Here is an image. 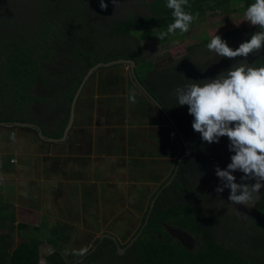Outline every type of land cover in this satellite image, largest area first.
Wrapping results in <instances>:
<instances>
[{
  "label": "trees",
  "instance_id": "obj_1",
  "mask_svg": "<svg viewBox=\"0 0 264 264\" xmlns=\"http://www.w3.org/2000/svg\"><path fill=\"white\" fill-rule=\"evenodd\" d=\"M137 1L144 6L146 14L128 11L124 16L126 20L122 21L113 18V11L110 10L106 17L98 15L92 9L96 6L95 0H41L35 20H0V121L34 123L45 136L59 137L67 119L70 99L86 69L98 61L132 59L136 79L173 121L186 145L188 156L180 161L172 181L156 197L145 227L126 248L124 255L130 253L136 264H264V189L250 212L247 231L236 238L235 244L224 246L219 243L213 232L215 216L204 214L202 208L208 203L207 185L216 175V166L227 168L234 152L229 151L226 136L221 137L218 143L203 141L201 134L192 128L194 117L189 114L188 106L178 105L175 96L177 87L208 83L207 76L214 79L221 73L225 74L226 70H218L216 74L215 69L218 67L207 68L198 59L199 56L191 51L181 57L189 60V65L180 66L172 62L160 69L155 68L148 59H143L140 36L135 33L152 29L163 31L173 22V16L172 10L166 6V0ZM253 2L254 0H189L186 11L199 13V20L208 13L227 15L232 8L245 13L248 5ZM8 25L12 29L8 34H2L1 29ZM259 30L258 26H252L240 33L222 34L221 38L230 47L232 44L238 47ZM250 61L252 67L264 66V49L252 55ZM123 66L114 64L97 71H111ZM126 69L127 73L120 74L123 75L120 78L117 74L116 91H109L112 76H108L105 83L94 86L97 73H92L88 82L83 85L91 86L92 91L87 98L95 94L104 95L102 100L114 109L115 116L122 114L134 119L136 110L142 114L147 109L157 110L134 83L128 68ZM81 91L74 105L72 126L66 136V140H72L78 145L81 143L75 140L80 131L73 125L77 119L80 122L83 120L77 114ZM132 94H135V103L128 99ZM43 115L47 116L46 121L41 120ZM134 137V134L129 135V139L134 140ZM121 138V133L111 137L105 144L106 148H119V145L111 144L117 143ZM178 144L179 157L183 148L180 140ZM172 171L173 168L147 197L146 208L141 213L138 225L131 234L126 230L125 234L129 237L123 244L118 242L120 248L125 247L138 231L149 201L169 179ZM233 175L236 176V182L241 180L237 179V171ZM163 226L174 227L196 238L198 247L192 250L182 247L165 234ZM71 235L72 227L69 228L65 223L44 234L43 242L51 247V251L45 256L48 264H69L83 255H76L69 261L64 257L63 250ZM38 243V240L33 239L19 242L12 249L8 264H37ZM94 245L95 250L79 264H110L122 257L116 255L115 247L109 239L99 241L96 238L89 249ZM87 258L98 259L92 263L83 262Z\"/></svg>",
  "mask_w": 264,
  "mask_h": 264
},
{
  "label": "rangeland",
  "instance_id": "obj_2",
  "mask_svg": "<svg viewBox=\"0 0 264 264\" xmlns=\"http://www.w3.org/2000/svg\"><path fill=\"white\" fill-rule=\"evenodd\" d=\"M40 1L41 0H0V20H35V15L40 9ZM95 1L96 6H94V8L92 7V9L98 13V15L106 17L110 11H113L112 17L118 18V21L126 20L124 16L128 11H134L140 15L146 14L144 6L137 0H116V4H114L112 0H105V3L108 5L106 9H101L100 0ZM108 10H110L109 13H107ZM117 26H119V24ZM252 26L254 25L249 21L244 20L243 11L232 8L227 15L208 13L201 19L195 20L191 25L189 32L180 33L177 31L174 34L167 35L161 40L158 37L159 34L161 32H166L167 29L163 31L157 29L149 31L141 30L135 34L140 36L141 55L143 59H148L155 68L162 69L172 62H174L173 64L176 65L177 63V65L180 66L183 64L189 65L190 61L187 59H181V57L191 51L199 56L196 57H198L201 63L207 68L218 67L215 69L216 74H218V70H220L219 72L224 70L227 72L232 66H238L241 63H247L252 66L250 59L254 54H250L247 58L237 57L234 58L235 60L226 57H219L215 56L214 52L207 49V43L215 33L220 36L222 34L240 33ZM10 29H12V27L9 25L4 26L1 29L2 34H8ZM236 47L237 46L232 44L233 49ZM126 68V66H123L120 67V69L118 67L111 71L110 69H108V71L96 70L95 74L97 73L96 77L98 85H101L102 82L105 83L108 76H112L111 80L113 79V82L112 86L110 83L109 91H116L115 88L117 87V84L115 81L118 80L117 74L119 78L123 76L120 74L125 75L127 73ZM88 79L86 82H88ZM209 79L210 75L207 76V82H210ZM83 88L78 105L77 114L79 116L83 112L85 116L86 113L90 111L89 106L92 104V101L86 99L92 91L91 86L88 84ZM119 88H121V85H119ZM96 103L101 104L102 101L98 100ZM91 112H94V108ZM111 112L113 111L111 110ZM110 114L113 115L112 113ZM148 116L153 117V113L148 114ZM120 119L121 118L118 116V120ZM41 120L46 121L47 116L43 115ZM123 120L126 125H131L130 121L127 119V115H124ZM81 123L82 121L80 122L77 119L73 126L79 128ZM110 123L112 125L117 124L115 120H112ZM25 128L15 125H0V165H2L1 157L3 156L4 158V169L0 168V194L5 195L4 198L7 200V203L14 204L15 202L16 204L17 202H20V199L17 198V196L25 197L29 201L37 199L39 205V208L37 209H40V212L45 214L49 220H54L53 218L58 215L59 218L62 219V223L65 222L66 224L69 223L71 226L73 225L72 227L75 228V231L72 232V237L66 242V248L63 250V255L66 259H73L74 257H77L76 255L81 254V252H85V249L89 248L95 239L107 229L109 232H113L110 234L115 236L120 244L125 243L129 237L128 234H125V230L129 229L131 234L138 225V220L140 219L138 210L131 209V207H134V204H140L139 209L143 212L147 200V193L153 190V184H150L148 179H144L142 180L143 186L135 185V187L138 188L137 192H135V198L127 197L128 195L126 196V194H128L129 190H132V186L130 188L129 186L126 187L120 178L112 177V179H108L110 176V174H108V167H112L113 165H125L126 163V167H133L132 164L128 165L129 163L125 158L140 157V155L134 154L130 156V154H128L129 151H132V144L130 146V143H134L135 141H129V132H133L136 135L139 131L131 127L128 134L124 133L122 135L124 138L122 151L123 149L126 150L123 151V159H121L118 157V154H115L117 153L116 151H113L112 154L106 155L105 153L108 148H97L91 150L89 155H86L85 146L87 145V138L84 135L81 136L77 134L78 136L75 140L81 144L83 143V154L80 155L77 154L80 149L75 152V147L72 145L74 142L72 140L65 139L59 143L37 141L36 132ZM46 128H49L48 125H46ZM149 134V132H146V134L143 133V136L141 137L140 132V140L147 141L149 138L152 140L155 139L154 133ZM93 141L94 142L91 143V146H93L92 144L94 143V147H98L96 146L97 141ZM111 146L114 145L112 144ZM9 155H12L10 160L11 166L9 170H5L6 158ZM76 155H80L77 156L79 159L76 158ZM144 159L145 160L139 164L140 172L142 173L143 168L145 167L146 175L150 173L152 175L151 177L157 181L159 180V182L156 181L157 183L155 186L157 187L158 184L166 178L162 172L166 171V167L168 166L165 165L166 163H164V160L155 161L153 158ZM120 160H125V163L123 164ZM94 172H96L98 176H94ZM237 175V179H239L243 176V173L237 171ZM238 181L239 182L237 183L242 182L241 180ZM243 182L254 183L255 181L249 180ZM147 183H149L150 186H147ZM221 183L219 177L216 175L211 178L207 185L208 203L204 205L202 210L206 215L215 216L213 229L215 238L224 246H229V244H235L236 238L239 237L242 232L247 231V225L249 226V222H247L249 219L248 217L255 205L252 207H246L244 205L231 204L228 200L230 195L229 188H225L222 193H217L215 191L216 187L221 185ZM112 185H119V188H110ZM53 186L54 189L52 188ZM66 186L71 189L69 193L67 192ZM11 188L12 191H10ZM263 189L264 187L260 189V193ZM54 190L58 192V196H53ZM82 191L85 193L80 194ZM10 192L14 193L8 194ZM62 193L66 197L76 198L75 195H77L82 199L85 208L82 206H75L73 220L62 218V204H65V202H62ZM117 194L123 196V199L117 201L116 198H113V202L108 199H112V195L116 196ZM143 196L145 197V202H137L138 199H141ZM17 199L18 201L16 202ZM1 201L0 197V203ZM102 201H108L112 203V205L124 203L125 206H127L129 204L132 214L128 212L129 209L122 207L119 212L113 215L110 209L106 208L105 205L103 207ZM71 202L72 204L75 203L73 201ZM78 203H80L79 199ZM84 211L88 212L90 217H83V214L85 213ZM92 214L99 217V221H96L97 218H93ZM46 220L49 222L48 219ZM113 222H115V225ZM97 225L98 227L95 228ZM109 225L110 228H108ZM163 228L165 234L170 237L172 241L178 242L182 247L188 250L198 247V241L196 238L190 237L183 231L175 229L174 227L163 226ZM120 256L122 257L119 260L115 262L111 261L110 264H136L130 253H127L126 255L123 253ZM5 258L7 260L6 263L3 262ZM97 259L87 258L83 262L92 263L97 261ZM10 261V256L6 255L1 258L0 264H8Z\"/></svg>",
  "mask_w": 264,
  "mask_h": 264
},
{
  "label": "clouds",
  "instance_id": "obj_3",
  "mask_svg": "<svg viewBox=\"0 0 264 264\" xmlns=\"http://www.w3.org/2000/svg\"><path fill=\"white\" fill-rule=\"evenodd\" d=\"M112 2L116 4V0ZM107 6L105 0H100L101 9ZM166 6L172 10L173 22L166 32L159 34L160 40L177 31L189 32L199 17V13L186 11L189 0H166ZM244 20L260 30L235 49L215 33L207 43V49L215 56L229 59L247 58L250 54L259 53L264 49V0H254L248 5ZM175 96L178 105L188 106L189 114L194 117L192 128L201 134L203 141L218 143L224 136L229 140V151L234 154L227 168L216 166L215 174L222 183L215 191L222 193L229 188L228 200L231 204L254 206L259 199L260 189L264 187V66L257 68L247 63L232 66L226 74L221 73L208 83L177 87ZM128 99L135 103V94ZM236 171L243 173L240 183L233 175ZM249 180L255 182H243Z\"/></svg>",
  "mask_w": 264,
  "mask_h": 264
},
{
  "label": "crops",
  "instance_id": "obj_4",
  "mask_svg": "<svg viewBox=\"0 0 264 264\" xmlns=\"http://www.w3.org/2000/svg\"><path fill=\"white\" fill-rule=\"evenodd\" d=\"M97 83L98 82H93V85L96 86ZM103 96L104 95L95 94L89 99L86 98L87 100L92 101V104H90V106H89L90 111H88L85 116H84V112L82 114H80V116H79L83 120H82V123L79 126V128H77V127L76 128L80 131L81 136L84 135L87 138V141H86L87 145L85 146L86 147L85 154L89 155L91 150H94L97 148L105 149L106 148L105 144L107 143V141H109V139H111V137H114L115 135H119V133H121V135H123L124 133L128 134L131 127L138 130L139 133L141 132V137L143 136V133L146 134V132H149L150 134L154 133L155 139L152 140L149 138L147 141L146 140L141 141L140 137H139V133L137 131H136L137 132L136 135L133 132H129V135H133V134L135 135V137H134L135 141H134V143H130V146L132 144V149H131L132 151H129L128 154H130V156L136 154V155H140V157H126L125 158V159H127L126 161H128V163H129L128 165L132 164L133 167H130V168L126 167L127 163L125 165H119V166L113 165L112 167L111 166L108 167V170H109L108 174H110L108 179L109 178L112 179V177L118 178V179L120 178V180L123 181V184L126 187L129 186V188H130L132 186V190H129L128 194H126V196L128 195L127 197L135 198V194H136L135 192H137V189H138L137 187H135V185L143 186L142 180L148 179L150 184H153V190L149 191L147 193V197H148L158 187V186L156 187L155 185L157 182H159V180L157 181L153 177H151L152 175L150 173L146 175L145 174V172H146L145 167L143 168V172L141 173L140 169H139V166H140L139 164L143 160H145L144 158H147V159L153 158V160H155V161L164 160L165 161L164 163H166L165 165H167L168 167H166V171H164L162 173H164V175L167 177L169 172L173 168V164H175L177 159H178V155H179L178 137H177L175 131L173 130V128L164 119V117L160 114V112L155 110V109H150V110L147 109L144 114L140 113L139 110H136L134 113V116H135L134 119L131 117H128V115H127V119H128V121H130L131 125H126L124 120H118V118H117L118 116L114 115L116 113L114 111V109L112 110L110 105H108L107 103H105L102 100ZM98 100H101L102 103L101 104L96 103V101H98ZM93 108H94V112H91V110ZM111 110L113 112H111ZM117 112H119V110H117ZM110 113H112L113 115H111ZM152 113H153V117H151V116L149 117L148 114H152ZM119 117L121 119H124V115H122V114L119 115ZM73 118H74V115H73ZM129 118H130V120H129ZM112 120H115L117 122V124L112 125L110 123ZM4 126H9V125H4ZM71 126H72V124H71ZM18 127H20V126H18ZM22 128H25V127H22ZM119 129L121 131H119ZM36 138L39 139V140L36 139L37 141L41 140L40 138H38V136ZM93 140L97 141L96 146H98V147H94V143L92 144L93 146H91V143L94 142ZM42 141H45V140H41V142ZM129 141H133V140L129 139ZM123 143H124V138L122 137L121 140H119L117 143L113 144V145H119L120 147L114 148V149H112V148L107 149L106 148L107 150H106L105 154L109 155V154H112L113 151H116L117 153H115V154H118V157L123 159V151L126 150V149H123V151H122ZM82 144L81 145H78V144L73 145L75 147V152L80 149V151L77 154H80V155L83 154ZM130 146H129V148H130ZM103 149H102V151H103ZM80 155H76V158L79 159L77 156H80ZM11 156L12 155H9L6 158L5 170L10 169V166H11L10 160L12 158ZM141 157H143V158H141ZM3 160H4V158L2 156L1 157L2 165H0L1 169L2 168L4 169ZM120 161L123 162V164L125 163V160H123V161L120 160ZM136 164H137V166H136ZM94 173H95L94 176H98L96 174V172H94ZM145 181H147V180H145ZM145 181H143V182L146 183ZM127 183H129V184H127ZM147 186H150L149 183H147ZM52 188L54 189V186ZM110 188L117 189V188H119V185H112ZM66 189H67L68 193L71 190L67 186H66ZM88 189H89V187H88ZM10 191H12V188L10 189ZM144 191H145V189H144ZM11 193H14V192H10L8 194H11ZM84 193H85L84 191L80 192V194H84ZM109 195H110V193H109ZM53 196H58V192L56 190H54ZM0 197L2 200L0 203V236H2L0 238V260L2 257L6 256V255H10V253L12 252V249L15 248V246L19 242L24 241V240L33 239V240L39 241L38 246H37V250H38L37 251V253H38L37 264H39V263L40 264H48L45 260V256L51 251V247L49 245H47L45 242H43L44 234L48 230L56 229L57 227L62 225V219H60L59 216L56 215L53 218L54 220H49V218L45 214L40 212V209H37V208H39L37 199H32L29 201L25 197L23 198L21 196H19V197L17 196V198L20 199L21 203L17 202L18 201V199H17L16 200L17 203L15 204V202H14V204H12V203H7V200L4 198L5 197L4 194H0ZM75 197L76 198L66 197L64 194L62 195V202H65V204H62V218L73 220L74 219V213H75L74 207L75 206L76 207H79V206L84 207V204L82 202L81 197L79 198L77 195H75ZM138 197H139V194H138ZM113 198H116L117 201H120L123 199V196H120L119 194H117L116 196L112 195V199H110V198H108V199L113 202ZM73 199H75V200H73ZM78 199H79L80 203H78ZM71 201H73L75 203L72 204ZM140 201L145 202V197L143 196L141 199L139 198L137 202L140 203ZM102 205H103V207L105 205L106 208L110 209V211L113 213V215L115 213L119 212L122 209V207H126L127 209H129L128 212H130V214H132L131 209L138 210L139 216H141V213H142L139 209L140 204L139 205L134 204V207H131V209H130L129 204L127 206H125L124 203H117V204L112 205V203H110L108 201H102ZM145 208H146V204H145V207L143 208V210ZM84 212L85 213L83 214V217L86 218L87 216H89L88 212H86V211H84ZM93 218H97L96 221H99V217H96L95 215H93ZM123 218H125V217H123ZM46 219H48L49 222ZM113 223L115 225V222H113ZM66 225L69 228L71 226L69 223ZM97 227H98V225L95 228H97ZM111 227H112V225H111ZM108 228H110V225L108 226ZM126 230L130 232L129 229H126ZM126 230H125V232H126ZM73 231H75L74 227H72V232ZM104 233L110 234L113 232L112 231L109 232L107 229V230H104ZM71 237H72V235H71ZM71 237H70V239H71ZM70 239H68V240H70ZM117 242H119V241L117 240ZM88 249L89 248L85 249V252ZM82 253H84V251L81 252V254ZM81 254H78V255H81ZM3 262L4 263L7 262L6 258L3 260Z\"/></svg>",
  "mask_w": 264,
  "mask_h": 264
},
{
  "label": "water",
  "instance_id": "obj_5",
  "mask_svg": "<svg viewBox=\"0 0 264 264\" xmlns=\"http://www.w3.org/2000/svg\"><path fill=\"white\" fill-rule=\"evenodd\" d=\"M114 64H121L124 65L128 68L129 73L131 75V78L133 79L134 83L137 85V87L140 89V91L146 96V98L152 103V105L160 112V114L164 117V119L169 123V125L173 128V130L176 132L181 144H182V148H183V153L178 157L174 167H173V171L169 177V179L160 187V189L155 193L154 197L149 201L148 204V208L146 211V215L143 219V222L140 225V228L138 229L137 233L130 239V241L128 242V244L123 247L120 248L118 246V242L116 240V238L108 233H104L102 235H100L98 237V240H102L103 238L109 239L114 247H115V253L116 255H122L124 253V251L126 250V248H128L139 236V234L141 233V230L145 227L148 217H149V213L150 210L154 204V201L156 199V197L160 194L161 190L166 188L170 182L172 181L174 175L176 174V171L178 169V165L180 163V161L183 158H186L188 156V150L186 148V145L182 139V136L180 135V133L178 132L176 126L174 125L173 121L169 118L168 114L164 111V109H162L161 106H159V104L149 95L148 91L139 83V81L136 79L134 72H133V67L135 65L134 61L130 58H115V59H111V60H107V61H98L96 63H94L93 65H91L90 67H88L86 69V71L84 72V74L82 75L78 85L76 86L72 97L70 99L69 102V107H68V114H67V119L66 122L63 126L61 135L59 137H51V136H45L44 134H42L40 128L38 127V125L34 124V123H30V122H21V121H0V125H15V126H20V127H26V128H31L34 129V131L36 132V135L38 136V138H40L41 140H45L48 142H53V143H58L61 141H64L66 139L67 136V132L71 127L72 121H73V115H74V105L76 102V99L84 85V83L86 82V80L89 78V76L94 73L97 69L99 68H104L110 65H114ZM96 245L92 246L90 248L89 251H87L82 257H78L77 259H75L73 262H71L70 264H77L80 263L83 258L88 255L89 253L93 252L95 249Z\"/></svg>",
  "mask_w": 264,
  "mask_h": 264
},
{
  "label": "flooded vegetation",
  "instance_id": "obj_6",
  "mask_svg": "<svg viewBox=\"0 0 264 264\" xmlns=\"http://www.w3.org/2000/svg\"><path fill=\"white\" fill-rule=\"evenodd\" d=\"M109 234V233H108Z\"/></svg>",
  "mask_w": 264,
  "mask_h": 264
}]
</instances>
